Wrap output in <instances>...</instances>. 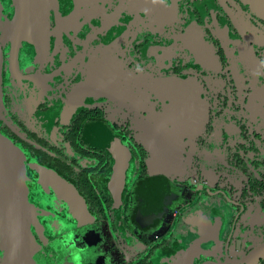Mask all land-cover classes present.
<instances>
[{
    "label": "flooded vegetation",
    "instance_id": "1",
    "mask_svg": "<svg viewBox=\"0 0 264 264\" xmlns=\"http://www.w3.org/2000/svg\"><path fill=\"white\" fill-rule=\"evenodd\" d=\"M27 1L0 0V139L36 245L22 263L0 243V264H241L263 245L264 13L39 0V43Z\"/></svg>",
    "mask_w": 264,
    "mask_h": 264
},
{
    "label": "water",
    "instance_id": "2",
    "mask_svg": "<svg viewBox=\"0 0 264 264\" xmlns=\"http://www.w3.org/2000/svg\"><path fill=\"white\" fill-rule=\"evenodd\" d=\"M256 13H264V0H241ZM39 0H28L18 16L19 21L33 22L38 28V42L42 40L43 29H46V13ZM32 25V24H31ZM35 30H37L35 28ZM42 31V32H41ZM15 150L0 139V243L5 247V254L15 262H32L29 260L35 241L30 233L26 217L34 221V207L27 199V188L24 181L25 171L21 163L13 158ZM66 194L69 195L66 191ZM70 196V195H69ZM264 244L247 255L241 264H255L263 256ZM187 255H183L185 259ZM183 262V260H181ZM185 263V262H184ZM232 264H239L233 262Z\"/></svg>",
    "mask_w": 264,
    "mask_h": 264
},
{
    "label": "rangeland",
    "instance_id": "3",
    "mask_svg": "<svg viewBox=\"0 0 264 264\" xmlns=\"http://www.w3.org/2000/svg\"><path fill=\"white\" fill-rule=\"evenodd\" d=\"M143 145L145 146L144 147L145 148L144 152L146 154H150L151 153V148L148 145V143L147 142H144ZM151 155H152V153H151ZM130 165H131V163H129V160H125V163L121 167L117 168L118 169L117 170V177H116V179H117L116 180L117 185H121V183L124 180H126V178L128 177V174H129L128 171L130 169Z\"/></svg>",
    "mask_w": 264,
    "mask_h": 264
}]
</instances>
